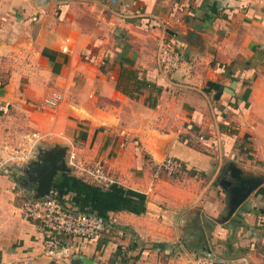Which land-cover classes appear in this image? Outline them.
I'll use <instances>...</instances> for the list:
<instances>
[{
	"label": "crops",
	"instance_id": "0c3cea01",
	"mask_svg": "<svg viewBox=\"0 0 264 264\" xmlns=\"http://www.w3.org/2000/svg\"><path fill=\"white\" fill-rule=\"evenodd\" d=\"M163 32L182 55L171 73L156 62ZM54 90L76 96L39 108ZM31 132L35 161L63 153L48 195L115 218L123 245L158 250L186 226L227 264H264V0H0V159ZM71 151L116 182L81 177ZM165 156L185 169L148 190ZM18 184L0 171V264H60L23 218ZM79 242L61 264L86 251Z\"/></svg>",
	"mask_w": 264,
	"mask_h": 264
},
{
	"label": "built area",
	"instance_id": "2783aa9c",
	"mask_svg": "<svg viewBox=\"0 0 264 264\" xmlns=\"http://www.w3.org/2000/svg\"><path fill=\"white\" fill-rule=\"evenodd\" d=\"M163 32L158 39L156 62L163 73L177 70L182 62L179 42L175 35ZM63 99L59 91H52L43 97L37 106L42 109H54ZM40 135L31 132L24 141L11 147L10 155L0 159V171L11 173L13 169L21 167L29 160L35 148V141ZM71 169L92 184L107 189L117 180L107 166L101 161L86 162L79 158L74 151L68 153ZM151 184L148 190L163 176L172 177L185 169V163L173 156H165L152 165ZM20 212L25 220L35 223L41 234L43 254L52 263H64L70 256L67 249L71 246L69 240H98L105 234L119 232L117 221L113 217L76 207L72 203L63 202L54 195L31 197L24 188H20ZM110 264H132L129 261H115ZM200 264H222L214 259H201Z\"/></svg>",
	"mask_w": 264,
	"mask_h": 264
},
{
	"label": "rangeland",
	"instance_id": "374dc122",
	"mask_svg": "<svg viewBox=\"0 0 264 264\" xmlns=\"http://www.w3.org/2000/svg\"><path fill=\"white\" fill-rule=\"evenodd\" d=\"M195 64L196 65L194 66L198 69V71L204 73L201 67V61L197 63L195 62ZM80 76L81 75H77L75 78L77 85H79L83 81ZM198 83V85H200L202 83V80H199ZM195 85L196 89H193V94L198 97V95L202 94V91L201 89H199L200 86H198L197 84ZM74 96H76V94L72 90L71 92L65 94L62 102H67V100L71 101L73 100ZM8 107L10 108V105H8ZM27 177L28 176L26 175H18L17 177L19 187H24L25 192L28 190L31 191L34 187L30 181L25 182L24 179H28ZM19 198H21V195H19ZM117 228L119 232H124L122 226L119 227L117 225ZM121 237L122 234L118 232L105 234L96 242L93 241V245L91 246V242L83 240L77 245H81L83 242H86L88 244V246L85 247L86 251L81 252V254H78L77 257L74 256L73 258H70L68 262L70 264H110L119 260H129L131 263L134 264H163V261H167L166 264H170L169 260H172L173 263L171 264H179L183 262L189 264V260H191L192 263L194 262L195 264H200L201 259L209 258L215 259L222 264H227V262L218 258L215 255V252V254L212 253L211 246L214 245L211 241L210 243L206 240L205 237L207 236L202 235L201 232H196V234L189 233V229L186 226H182L179 231V235L173 243L171 242L164 245L162 244L161 247L159 246L160 249H154L150 252H144V250L148 249L149 247L151 248V245H146V243H140L138 240L134 241V239H132L133 237H131L129 246H126L123 245V243L121 242ZM153 246L154 248H157L158 243L155 242V245ZM189 254H191L192 257H189Z\"/></svg>",
	"mask_w": 264,
	"mask_h": 264
},
{
	"label": "water",
	"instance_id": "95a60500",
	"mask_svg": "<svg viewBox=\"0 0 264 264\" xmlns=\"http://www.w3.org/2000/svg\"><path fill=\"white\" fill-rule=\"evenodd\" d=\"M35 149V148H34ZM37 155L34 153L31 158L23 163L21 167L13 169L11 174H20L28 176V179H24L25 182L30 181L35 187L36 179L40 177L41 186L37 189L38 192L28 193L31 197H41L48 195L49 188L52 182L54 174L59 170H64L66 167L62 161V152L45 153L41 159V162L35 161ZM39 156L37 157V159ZM70 170L69 168H67ZM17 176V175H16ZM33 187V189H34ZM215 260V259H214Z\"/></svg>",
	"mask_w": 264,
	"mask_h": 264
},
{
	"label": "trees",
	"instance_id": "16d2710c",
	"mask_svg": "<svg viewBox=\"0 0 264 264\" xmlns=\"http://www.w3.org/2000/svg\"><path fill=\"white\" fill-rule=\"evenodd\" d=\"M147 79H148V77H147ZM149 80H151V79H149ZM140 82H141V81H140ZM145 83H147V82L145 81ZM70 241L73 242V240H70ZM82 241H83V240H82ZM84 241H88V242H89V241H92V242H93V241H95V240H84ZM121 261H125V262H126V261H129V260H121ZM129 262H130V261H129ZM74 264H77V263H74Z\"/></svg>",
	"mask_w": 264,
	"mask_h": 264
},
{
	"label": "flooded vegetation",
	"instance_id": "af4514ba",
	"mask_svg": "<svg viewBox=\"0 0 264 264\" xmlns=\"http://www.w3.org/2000/svg\"><path fill=\"white\" fill-rule=\"evenodd\" d=\"M15 175H17V177H18V175H20V174L18 173V174H15Z\"/></svg>",
	"mask_w": 264,
	"mask_h": 264
}]
</instances>
